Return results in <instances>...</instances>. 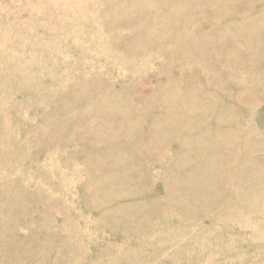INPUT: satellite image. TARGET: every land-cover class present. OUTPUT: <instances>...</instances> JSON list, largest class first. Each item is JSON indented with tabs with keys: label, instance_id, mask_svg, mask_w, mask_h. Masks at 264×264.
<instances>
[{
	"label": "rangeland",
	"instance_id": "1",
	"mask_svg": "<svg viewBox=\"0 0 264 264\" xmlns=\"http://www.w3.org/2000/svg\"><path fill=\"white\" fill-rule=\"evenodd\" d=\"M98 1L0 0V264H264V0Z\"/></svg>",
	"mask_w": 264,
	"mask_h": 264
},
{
	"label": "bare ground",
	"instance_id": "2",
	"mask_svg": "<svg viewBox=\"0 0 264 264\" xmlns=\"http://www.w3.org/2000/svg\"><path fill=\"white\" fill-rule=\"evenodd\" d=\"M99 1H100V0H99ZM99 1H98V2H99ZM145 1H146V0H145ZM205 1H206V0H205ZM205 1H204V2H205ZM215 1H216V0H215ZM103 2H104V1H103ZM212 2H213V1H212ZM223 2H224V1H223ZM177 3H178V2H177ZM100 4H101V3H100ZM103 4H104V3H103ZM201 4L203 5V3H201ZM219 4H221V3H219ZM81 5H82V4H81ZM81 5H80V6H81ZM183 5H184V4H183ZM194 5H195V4H194ZM202 5H201V7H202ZM98 6H99V5H98ZM129 6H130V5H129ZM140 6H141V5H140ZM142 6H143V5H142ZM78 7H79V6H78ZM195 7H196V6H195ZM204 7H205V6H204ZM218 7H219V6H218ZM81 8H82V7H81ZM109 8H110V7H109ZM112 8H113V7H112ZM169 8H170V7H169ZM140 9H141V8H140ZM173 9H174V8H173ZM210 9H211V8H210ZM141 10H142V9H141ZM211 10H212V9H211ZM83 11H84V10H83ZM93 11H94V10H93ZM138 11H139V10H138ZM169 11H170V10H169ZM187 11H188V9H187ZM96 12H97V10H96ZM176 12H178V11H176ZM188 12H189V11H188ZM196 12H197V11H196ZM171 13H172V12H171ZM174 13H175V12H174ZM184 13H185V12H184ZM82 14H84V13H82ZM82 14H81V15H82ZM93 14H94V13H93ZM169 14H170V13H169ZM175 14H176V13H175ZM178 14H180V13H178ZM172 15H173V14H172ZM172 15H171V18H172ZM186 15H187V14H186ZM186 15H185V16H186ZM94 16H96V15L94 14ZM183 16H184V15H183ZM174 17H175V15H174ZM177 17H178V16H177ZM101 18H102V17H101ZM178 18H179V17H178ZM180 18H181V17H180ZM182 18H183V17H182ZM95 19H96V18H95ZM164 19H165V18H164ZM189 19H190V17H189ZM100 20H101V19H100ZM111 20H113V19H111ZM150 20H151V19H150ZM152 20H153V18H152ZM165 20H166V19H165ZM109 21H110V20H109ZM152 22H153V21H152ZM166 22H167V21H166ZM169 22H171V21H169ZM92 23H93V22H92ZM174 24H175V23H174ZM174 24H173V25H174ZM262 24H263V23H262ZM167 25H168V24H167ZM167 25H166V26H167ZM161 26H162V24H161ZM238 26H239V25H238ZM93 27H95V26H93ZM148 27H149V26H148ZM170 27H173V26H168V28H170ZM160 28H161V27H160ZM259 28H260V26H259ZM156 29H157V28H156ZM103 30H104V29H103ZM140 30H141V29H140ZM163 30H165V29H163ZM163 30H161V31H163ZM252 30H253V29H252ZM260 30H261V29H260ZM97 31H98V30H97ZM100 31H101V30H100ZM151 31H152V30H151ZM253 31H254V30H253ZM253 31H252V32H253ZM261 31H262V30H261ZM164 32H165V31H164ZM164 32H163V33H164ZM258 32H259V31H258ZM101 33H102V32H101ZM237 33H239V32L237 31ZM262 33H263V32H262ZM95 34H96V33H95ZM99 34H100V33H99ZM102 34H103V33H102ZM102 34H101V35H102ZM240 35H241V34H240ZM227 36H228V35H227ZM255 36H257V35H255ZM100 37H101V36H100ZM152 37H154V36H152ZM156 37H157V36H156ZM158 37H159V34H158ZM167 37H168V36H167ZM238 37H239V34H238ZM249 37H250V36H249ZM261 37H262V36H261ZM162 38H163V37H162ZM254 38H255V37H254ZM96 39H97V38H96ZM153 39H155V37H154ZM157 39H158V38H157ZM238 39H239V38H238ZM99 40H101V39H99ZM159 40H160V39H159ZM219 40H220V39H219ZM97 41H98V40H97ZM156 41H157V40H156ZM162 41H163V40H162ZM216 41H217V40H216ZM250 41H252V40H250ZM136 42H137V41H136ZM176 42H177V41H176ZM259 42H260V41H259ZM101 43H102V42H101ZM151 43H152V42H151ZM145 44H146V43H145ZM157 44H158V43H157ZM103 46H104V45H103ZM159 46H160V45H159ZM101 47H102V46H101ZM154 47H155V46H154ZM247 47H248V46H247ZM102 48H103V47H102ZM138 48H139V47H138ZM157 48H158V46H157ZM169 48H170V47H169ZM96 49H97V47H96ZM170 49H171V48H170ZM155 50H156V49H155ZM167 50H168V49H167ZM96 51H97V50H96ZM98 51H99V49H98ZM100 52H102V51H100ZM103 52H104V51H103ZM111 52H112V51H111ZM119 52H120V51H119ZM106 53H107V52H106ZM113 53H115V51H114ZM250 53H251V52H250ZM115 54H116V53H115ZM121 54H122V53H121ZM106 56H107V55H105V57H106ZM120 56H121V55H120ZM115 57H116V55H115ZM123 57H124V56H123ZM122 59H123V58H122ZM142 59H143V58H142ZM115 62H116V61H115ZM116 64H117V63H116ZM185 65H186V64H185ZM189 65H190V64H189ZM117 67H118V66H117ZM202 71H203V70H202ZM202 71H201V72H202ZM132 74H133V73H132ZM109 100H111V99H109ZM107 101H108V99H107ZM107 101H106V103H107ZM108 103H109V101H108ZM206 107H207V106H206ZM111 108H112V107H111ZM176 108H177V107H176ZM182 108H183V107H182ZM194 115H195V114H194ZM198 115H199V114H198ZM226 117H227V116H226ZM227 118H228V117H227ZM194 119H195V118H194ZM213 120H215V119H213ZM214 132H215V131H214ZM219 134H220V133H219ZM243 134H244V132H243ZM212 135H213V134H212ZM230 135H231V134H230ZM215 136H216V135H215ZM246 136H247V135H246ZM217 137H218V136H217ZM217 137H216V138H217ZM214 138H215V137H214ZM221 138H222V137H221ZM221 138H220V139H221ZM222 139H223V138H222ZM232 139H233V138H232ZM252 139H253V138H252ZM215 140H216V139H215ZM224 140H228V139H224ZM236 140H237V139H236ZM236 140H235V142H236ZM230 141H231V140L229 139V142H230ZM256 142H257V141H256ZM223 143H224V142H223ZM230 143H233V142H230ZM245 143H246V142H245ZM193 144H194V143H193ZM256 144H258V142H257ZM217 145H218V144H217ZM219 145H220V144H219ZM194 146H195V144H194ZM197 146H198V145H197ZM222 146H224V145H222ZM222 146H221V147H222ZM225 146H226V145H225ZM225 146H224V147H225ZM252 146L255 148V145L252 144ZM235 147H236V146H235ZM249 147H250V145H249ZM232 148H233V146H232ZM250 148H251V147H250ZM250 148H249V149H250ZM216 149H217V148H216ZM234 149H236V148H234ZM234 149H233V150H234ZM239 149H240V148H239ZM245 149H246V148H244V150H245ZM252 149H253V148H252ZM258 149H259V148H258ZM260 150H262V149H260ZM214 151H215V150H214ZM238 151H239V150H238ZM240 151H241V150H240ZM248 151H249V150H248ZM248 151H247V152H248ZM241 152H242V151H241ZM256 152H257V151H256ZM233 153H234V152H233ZM235 153H236V151H235ZM249 153H251V152L249 151ZM253 153H254V151H253ZM202 154H203V153H202ZM224 154H225V153H224ZM228 154H229V153H228ZM236 154H237V153H236ZM238 154H239V153H238ZM238 154H237V155H238ZM241 154H242V153H241ZM251 154H252V153H251ZM213 155H215V154H213ZM241 156H242V155H241ZM225 158H226V156H225ZM239 158H240V157H239ZM243 158L246 159L245 156H244ZM248 158H249V157H248ZM250 158H251V157H250ZM218 159H219V158H218ZM222 159H223V158H222ZM245 159H244V160H245ZM242 160H243V159H242ZM211 161H212V160H211ZM245 161H246V160H245ZM225 162H226V161H225ZM240 162H241V161H240ZM217 163H218V162H217ZM218 164H219V163H218ZM224 164H225V163H224ZM210 165H211V164H210ZM219 165H221V164H219ZM219 165H218V167H220ZM226 165H227V164H226ZM243 165H244V164H243ZM242 167H243V166H242ZM214 168H215V167H214ZM248 168H249V167H248ZM212 169H213V168H212ZM220 169H221V168H220ZM240 169H241V168H240ZM242 169H244V167H243ZM214 170H215V169H214ZM229 170H230V169H229ZM238 170H239V169H238ZM249 170H250V169H249ZM208 171H209V170H208ZM227 171H228V170H227ZM211 172H213V171H211ZM244 172H245V171H244ZM244 172H243V173H244ZM255 172H256V171H255ZM228 173H229V172H228ZM232 173H233V172H232ZM232 173H231V174H232ZM201 174H202V173H201ZM201 174H200V175H201ZM209 174H210V173H209ZM217 174H218V173H217ZM239 174H240V173H239ZM204 175H205V174H204ZM215 175H216V174H215ZM219 176H220V174H219ZM231 176H233V175H231ZM236 176H237V175H236ZM205 177H206V176H205ZM205 177H203V178H205ZM220 177H221V176H220ZM251 177H253V176L251 175ZM214 178H215V177H214ZM221 178H222V177H221ZM237 179H238V178H237ZM242 179H244V178H242ZM263 179H264V177H263ZM263 179H262V180H263ZM219 180H220V179H219ZM189 181H191V180H189ZM204 181H205V180H204ZM204 181H203L202 178H201V182H204ZM210 181H212V179H211ZM184 182H185V181H184ZM201 182H200V183H201ZM207 182L209 183V180H207ZM213 182H214V181H212V183H213ZM205 183H206V182H205ZM234 183H235V182H234ZM256 183H257V182H256ZM203 184H204V183H203ZM190 185H192V184H190ZM233 185H234V184H233ZM263 185H264V183H263ZM203 186H205V184H204ZM209 186H210V185H209ZM209 186H208V187H209ZM190 187H191V186H190ZM205 187H206V186H205ZM205 187H204V188H205ZM192 188H193V187H192ZM194 188H198V187H194ZM206 188H207V187H206ZM247 188H248V187H247ZM190 189H191V188H190ZM252 189H253V188H252ZM232 190H233V189H232ZM235 190H236V189H235ZM191 191H192V190H191ZM248 191H249V188H248ZM238 192H240V191H238ZM178 193H179V192H178ZM184 193H185V192H184ZM245 193H246V192H245ZM247 193H248V192H247ZM199 194H200V191H199ZM203 195H205V194H203ZM228 195H229V194H228ZM248 197H249V194H248ZM167 198H168V197H167ZM245 199H246V198H245ZM166 200H167V199H166ZM168 200H169V199H168ZM240 200H241V198H240ZM174 201H175V200H174ZM180 201H181V200H180ZM162 202H163V201H162ZM166 202H167V201H166ZM171 202H172V201H171ZM181 202H182V201H181ZM184 202H185V201H184ZM187 202H188V201H187ZM187 202H186V203H187ZM241 202H242V201H241ZM164 203H165V202H164ZM167 203H168V202H167ZM175 203H176V202H175ZM165 205H167V204H165ZM190 208H192V207H190ZM167 209H168V207H167ZM169 209H170V208H169ZM171 212H172V211H171ZM168 213H169V212H168ZM144 222H145V221H144Z\"/></svg>",
	"mask_w": 264,
	"mask_h": 264
}]
</instances>
